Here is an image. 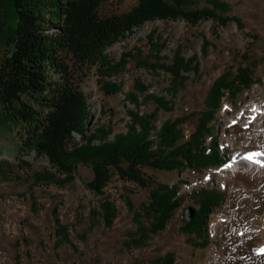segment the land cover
I'll use <instances>...</instances> for the list:
<instances>
[{"label": "rangeland", "instance_id": "1", "mask_svg": "<svg viewBox=\"0 0 264 264\" xmlns=\"http://www.w3.org/2000/svg\"><path fill=\"white\" fill-rule=\"evenodd\" d=\"M221 1L229 5L225 16L236 18L237 22L231 20L225 26L214 20L197 25L184 20L146 22L126 39L108 48L107 54L113 61H119L124 53H128L120 74L109 77L96 66L89 67L85 74H74L91 102L90 133L100 129L107 132L108 140H112L115 135L126 133L132 120L129 111L140 115L157 111L153 101L145 100L135 91V83L139 80L149 88L148 93L172 102L171 110L156 112L152 120L153 132L167 120L177 121L185 142L199 124V113L205 108V98L214 81L225 72L236 74L239 66H248L253 80L251 87L237 92L234 98L224 92L215 110L212 130L204 142L206 150L215 142L220 162L181 170L142 167L140 172L149 182L147 187L121 177L115 168H111L110 182L103 188V194H98L87 186L94 178L90 164H76L72 181L61 184L57 180L64 179L65 175L59 174L47 157L38 156L23 146L24 129L0 121V245L4 264H157L156 260L167 253L173 255L172 264L222 262L221 256L215 259L208 256V250L211 247L220 250L222 236L229 234L226 221L230 218V210L225 207V201L228 188L237 181L234 175L225 171L248 148L247 138L242 135L234 134L233 141H229L226 129L231 126L229 119L240 108L246 114L251 113L246 103L251 97L255 104L264 101V0ZM137 3L138 0H104L98 14L101 18L123 14ZM0 14L2 20L13 24L9 0L0 1ZM145 26L148 28L142 30ZM205 40L209 44L204 48ZM10 52L11 47L5 44L0 27V65ZM177 53L185 58L195 56L197 69L185 73L184 86L172 96L167 90L171 75L155 64H171ZM243 54L247 59L242 58ZM67 62L71 64V61ZM52 79L59 81L60 77L53 75ZM106 82L116 84L120 90L107 94L103 90ZM131 92L140 96L137 106L129 101ZM152 139L157 140L155 136ZM76 141L81 144L84 138L76 133ZM250 145L249 148H257ZM121 166L126 168L128 164L122 162ZM42 171L51 173L54 180L36 181L35 174ZM156 184L177 185L181 204L164 230L150 235L144 245L127 246L125 241L130 240V234L137 228L136 212L141 214V224L149 227L151 219L143 215L142 205L148 204ZM199 188H215L222 194L205 220L206 244H202L203 235L199 238L181 229L187 221L185 210L189 206L199 210V203L190 196ZM105 200L115 208V218L110 225L106 224L100 208ZM212 217L220 219L222 225L211 229L209 219ZM56 218L68 228V240L61 241L60 245H56ZM174 241L182 245V251L174 246Z\"/></svg>", "mask_w": 264, "mask_h": 264}, {"label": "trees", "instance_id": "2", "mask_svg": "<svg viewBox=\"0 0 264 264\" xmlns=\"http://www.w3.org/2000/svg\"><path fill=\"white\" fill-rule=\"evenodd\" d=\"M7 1V0H0ZM13 9V24L2 20L4 42L11 52L0 65V121L25 131L24 147L38 156L47 157L49 163L65 178L61 184L72 181L76 164H90L94 178L87 186L98 194L112 177L115 168L121 177L134 181L142 187L147 182L140 168L153 167L163 170L208 167L220 162L215 142L206 150L204 142L212 130L224 92L231 97L253 83L248 66H239L236 74L225 72L212 84L206 98L205 108L199 113V124L185 142L177 121H165L153 132L152 120L159 110H171L172 102L165 97L148 93V87L136 81L135 91L147 101L157 105L153 114L140 115L129 111L132 120L126 133L117 134L112 140L100 129L90 133L91 102L80 88L74 74L96 66L106 75L120 74L128 53L119 61L109 58L107 50L115 43L126 39L146 22L154 20H184L191 25L214 20L225 26L236 18L225 16L229 5L221 0H138L131 11L101 18L99 8L104 0H9ZM203 3L205 5H203ZM1 15V14H0ZM3 15V14H2ZM208 41L203 42L204 48ZM247 59V55H242ZM160 59V58H159ZM67 61H71L68 64ZM155 66L171 75L168 94L174 96L186 81L185 73L196 71V57L185 58L177 53L171 64ZM53 75L60 80H53ZM103 90L114 94L120 90L116 84L106 82ZM129 101L135 106L140 96L131 92ZM76 133L84 138L79 144ZM152 136L157 140L154 141ZM209 150V152H207ZM128 164L126 168L121 163ZM36 181H53L54 176L42 171L35 174ZM215 188H199L190 196L200 205L196 216L185 221L182 231L202 237L206 244L205 220L221 199ZM181 204L177 185L156 184L148 204L142 205V213L151 220L149 227L139 221L140 212L134 220L137 228L130 234L127 246L144 245L150 235L165 229L173 212ZM107 225L115 218V208L109 200L100 205ZM57 243L68 240L67 226L56 218ZM173 255L167 253L156 260L157 264H172Z\"/></svg>", "mask_w": 264, "mask_h": 264}, {"label": "bare ground", "instance_id": "3", "mask_svg": "<svg viewBox=\"0 0 264 264\" xmlns=\"http://www.w3.org/2000/svg\"><path fill=\"white\" fill-rule=\"evenodd\" d=\"M147 28L145 26L142 30ZM246 103L251 113L246 114L240 108L229 119L231 126L226 129L229 141H233L234 134L242 135L247 138L245 144L248 148L225 171L234 175L237 181L228 188L225 201V207L230 210V218L226 221L229 234L222 236L220 250L213 247L208 250V256L211 255L213 259L221 256L220 264H264V155H260L264 153V101L262 99L255 104L251 97ZM229 109L232 107L229 106ZM250 144L257 148H249ZM249 156L252 158L248 159ZM215 225H222L221 220L210 218L211 229ZM173 244L180 251L183 250L177 241ZM1 246L0 264H4Z\"/></svg>", "mask_w": 264, "mask_h": 264}, {"label": "water", "instance_id": "4", "mask_svg": "<svg viewBox=\"0 0 264 264\" xmlns=\"http://www.w3.org/2000/svg\"><path fill=\"white\" fill-rule=\"evenodd\" d=\"M197 213V209L194 206H189L186 210H185V218L187 221L192 220L195 215Z\"/></svg>", "mask_w": 264, "mask_h": 264}, {"label": "snow or ice", "instance_id": "5", "mask_svg": "<svg viewBox=\"0 0 264 264\" xmlns=\"http://www.w3.org/2000/svg\"><path fill=\"white\" fill-rule=\"evenodd\" d=\"M260 155H264V153H261ZM251 158H252L251 156L248 157V159H251Z\"/></svg>", "mask_w": 264, "mask_h": 264}]
</instances>
